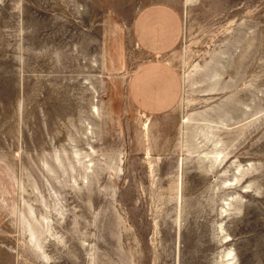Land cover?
Listing matches in <instances>:
<instances>
[{"label": "rangeland", "instance_id": "obj_1", "mask_svg": "<svg viewBox=\"0 0 264 264\" xmlns=\"http://www.w3.org/2000/svg\"><path fill=\"white\" fill-rule=\"evenodd\" d=\"M152 3L184 26L161 116L126 95ZM225 260L264 264V0H0V264Z\"/></svg>", "mask_w": 264, "mask_h": 264}, {"label": "crops", "instance_id": "obj_2", "mask_svg": "<svg viewBox=\"0 0 264 264\" xmlns=\"http://www.w3.org/2000/svg\"><path fill=\"white\" fill-rule=\"evenodd\" d=\"M183 31L180 14L169 4H148L134 14L130 33L144 59L130 73L126 95L139 113L161 116L178 104L182 81L167 56L179 45Z\"/></svg>", "mask_w": 264, "mask_h": 264}, {"label": "bare ground", "instance_id": "obj_3", "mask_svg": "<svg viewBox=\"0 0 264 264\" xmlns=\"http://www.w3.org/2000/svg\"><path fill=\"white\" fill-rule=\"evenodd\" d=\"M38 245V244H37ZM39 246V245H38ZM226 256H229V253L226 254ZM223 264H229L228 260H225Z\"/></svg>", "mask_w": 264, "mask_h": 264}]
</instances>
